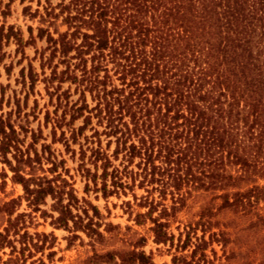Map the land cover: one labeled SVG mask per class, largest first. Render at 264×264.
<instances>
[{"label": "trees", "instance_id": "16d2710c", "mask_svg": "<svg viewBox=\"0 0 264 264\" xmlns=\"http://www.w3.org/2000/svg\"><path fill=\"white\" fill-rule=\"evenodd\" d=\"M15 1L37 23L27 26V37L5 23ZM37 42L45 46L37 49ZM10 44L17 64L34 48L19 71L24 105L43 83L54 117L45 110V123L61 130L66 150L79 146L82 177L104 198L130 194L136 225L150 223L156 245L192 247L174 262L264 264V0H0L7 75ZM4 91L0 85V111ZM15 107L0 112V157L22 195L0 207V251L9 249L0 264H48L34 254L52 249L55 237L29 233L36 214L71 234L70 242H83L78 232L87 237L91 255L82 264H153L135 246L98 249L115 239L108 236L115 226L78 199L50 147H34L33 131L24 145L29 131L11 119L20 115L18 99ZM21 201L28 212L16 213ZM180 211L186 221L175 237L170 220ZM214 243L221 255L210 249V260Z\"/></svg>", "mask_w": 264, "mask_h": 264}, {"label": "rangeland", "instance_id": "374dc122", "mask_svg": "<svg viewBox=\"0 0 264 264\" xmlns=\"http://www.w3.org/2000/svg\"><path fill=\"white\" fill-rule=\"evenodd\" d=\"M4 3L7 0H2ZM35 3L32 4V8L35 9ZM23 5H20L18 1H15L10 7V15L5 19L6 25H14L22 29L24 36L27 37V26L36 27L37 23L30 21L28 18L22 16ZM44 42H37L36 48L40 49L44 47ZM6 52V57L3 64H12V69L9 75L5 72L2 65H0V85L4 87V100L2 103V110L0 111L4 115L10 110L15 111V99H18L21 105V112L19 117L17 113H13L11 116L12 121H15V125L24 126L29 132L26 134L25 146L32 142L30 131H33L37 136V143L34 147L40 152L43 145H48L50 147L51 158L55 159L57 162V173H60L62 178H64L75 191L76 196L80 201L84 200L93 206L98 208L101 215V222L110 223L115 226L112 229L111 234L114 240L109 241L104 247H98V249H115V248H131L132 246L137 247V250H142L146 254L150 255L153 264H182L180 261L174 262V256H189L192 249L189 248L184 252L177 251L175 247L156 245L153 243L152 235L149 231L150 223L146 222L144 225H136L134 221V213L139 211L135 207L134 200L130 194L127 196H110L107 198L102 197L101 193L95 192L91 183H88L84 179L81 173L78 171L79 161V146L77 144H71L70 150H66L60 139V129H53V123H45V110L50 112V116L53 117L52 111L53 107L48 106V97L44 90L43 83L39 82L35 86L34 92L29 94V97L24 105V94L27 88H23L20 84L19 71L22 67H27L29 59L34 56V48L27 47L24 49V53L27 59H24L20 64L17 61L20 59V54H15V46L10 44L4 49ZM33 66L39 72L38 61L33 62ZM66 85L64 86V88ZM73 99H76L74 97ZM35 101L37 104H35ZM9 102V103H7ZM54 118V117H53ZM81 121H77L74 127H78ZM62 130L67 131L66 127ZM89 135V132H85ZM69 134L67 133V136ZM23 137V135H21ZM80 142H83L80 139ZM74 150V152H72ZM47 153L45 154L46 157ZM9 158V156H8ZM0 157V207L3 203L10 201L11 199H16L22 195V189L19 185H15L11 182V172L8 167L2 162ZM43 167L45 169L50 168L51 165L43 161ZM5 178H3L4 176ZM50 176L49 173H47ZM89 187L86 189V185ZM137 196L143 194L142 191L136 190ZM129 201L132 204V210L128 209L124 202ZM20 206L16 210V213L28 212L29 209L26 208V203L21 201ZM51 201H47V206L42 207L45 211H49V205ZM141 211H146L142 209ZM91 214V212H90ZM35 223L37 226L29 225V233L43 232L51 233L55 237V242L52 249H45L43 254L36 252L34 258L42 257L48 264H82V261L91 255L89 246H87L88 239L83 234L78 232L83 242L80 240H74L70 242L69 237L71 234L64 231L63 229H58L50 224V219L40 218L38 214L35 215ZM6 214L0 210V231L5 226ZM186 221V212L180 211L177 213L175 218L170 220L169 231L177 237L178 233L183 229V223ZM182 223V224H181ZM103 225L101 229H103ZM199 235V233H198ZM140 237L145 239V242L136 244L137 239ZM120 239V240H119ZM70 242V243H69ZM176 243V241L174 242ZM210 249H214L217 257L221 255L220 247L215 243L207 249L206 254L208 258L212 260L213 255ZM54 252L51 261H48L46 255L49 252ZM5 254V255H4ZM9 254V249L6 248L0 251V257L3 259L7 258ZM43 255V256H41ZM189 261V257L186 258ZM30 260H27L26 264H29ZM218 261L214 262L216 264Z\"/></svg>", "mask_w": 264, "mask_h": 264}]
</instances>
